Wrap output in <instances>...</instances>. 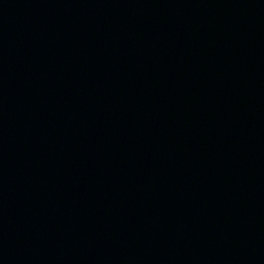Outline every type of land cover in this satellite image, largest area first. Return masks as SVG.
<instances>
[{
	"label": "water",
	"instance_id": "obj_1",
	"mask_svg": "<svg viewBox=\"0 0 264 264\" xmlns=\"http://www.w3.org/2000/svg\"><path fill=\"white\" fill-rule=\"evenodd\" d=\"M0 264H264V0H0Z\"/></svg>",
	"mask_w": 264,
	"mask_h": 264
}]
</instances>
